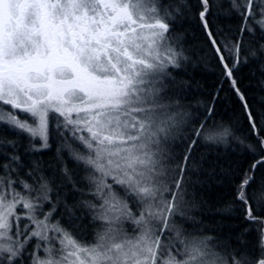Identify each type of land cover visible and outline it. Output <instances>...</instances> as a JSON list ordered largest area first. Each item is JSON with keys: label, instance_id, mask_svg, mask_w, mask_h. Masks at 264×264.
<instances>
[{"label": "snow or ice", "instance_id": "obj_1", "mask_svg": "<svg viewBox=\"0 0 264 264\" xmlns=\"http://www.w3.org/2000/svg\"><path fill=\"white\" fill-rule=\"evenodd\" d=\"M193 9L255 140L227 202L235 247L197 215L215 176L200 147L232 129L213 121L222 88L205 113L181 102L173 72L197 53L175 26ZM242 67L264 91V0H0V125L18 137L0 135V264H264V99Z\"/></svg>", "mask_w": 264, "mask_h": 264}, {"label": "trees", "instance_id": "obj_2", "mask_svg": "<svg viewBox=\"0 0 264 264\" xmlns=\"http://www.w3.org/2000/svg\"><path fill=\"white\" fill-rule=\"evenodd\" d=\"M191 3L194 5L195 0H191ZM212 20L216 24V30L221 31L223 29L225 33L229 28L235 31L239 24L238 19H227L223 16L219 18L213 16ZM175 30L176 34L183 37V47L197 53V56L193 57L192 63L184 67L183 71L173 72L177 80L183 81L186 86L190 85V87L183 90L184 98L181 101L183 104L189 105L186 110L193 114L205 113L206 109L212 106L214 94L221 88L223 89L220 91V100L215 103L213 121L230 126L232 136L228 137L226 142L221 141L200 147L198 155L208 161L204 165L205 170L208 172L214 171L215 176L209 180L205 191L201 193V199L206 203L202 207L203 215L201 216L199 213L197 215L203 219L205 225L217 229L216 233L210 234L220 235L225 241L230 237L232 245L235 247L237 246L235 244L237 237L245 228L243 208L238 203L228 204L227 202L233 200L229 193L240 185L239 177L243 173L239 169L243 167L247 170L248 166L254 162L251 151L246 146H255V140L250 138L240 102L231 93L230 84L222 76L219 63L208 51L207 40L200 27V22L196 18L195 9L188 12L176 24ZM201 49H204V51H201ZM249 71L248 67H242L240 70L239 75L243 81L241 88L242 90L248 89L247 95L251 97L249 103L260 109V101L264 99V91H261L257 85V79L260 77L258 73L256 78L251 77ZM252 71H255V69L253 68ZM213 121H209V124H212ZM0 135H4L8 139H18L2 125H0ZM54 152L55 146L51 151L44 154L43 159L45 161L52 160ZM69 167L75 168L76 165L70 163ZM221 172L228 175L226 177L220 175ZM202 179H208V177H202ZM226 208L228 212H225ZM47 210V208L44 209V211ZM60 211L63 212V209ZM77 215H80V213H77ZM83 223L84 228L90 230L89 222L84 221ZM247 227L258 226L247 225ZM254 236L255 233L247 239L252 240Z\"/></svg>", "mask_w": 264, "mask_h": 264}, {"label": "rangeland", "instance_id": "obj_3", "mask_svg": "<svg viewBox=\"0 0 264 264\" xmlns=\"http://www.w3.org/2000/svg\"><path fill=\"white\" fill-rule=\"evenodd\" d=\"M20 118H21V119H27V117H26V116H23V115H21ZM40 254L43 255L42 252H41Z\"/></svg>", "mask_w": 264, "mask_h": 264}]
</instances>
